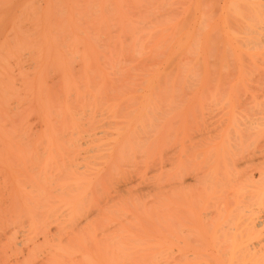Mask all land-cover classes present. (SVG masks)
Listing matches in <instances>:
<instances>
[{
    "label": "bare ground",
    "instance_id": "bare-ground-1",
    "mask_svg": "<svg viewBox=\"0 0 264 264\" xmlns=\"http://www.w3.org/2000/svg\"><path fill=\"white\" fill-rule=\"evenodd\" d=\"M47 1L46 5L44 4L47 11L42 7V16L48 15L49 7L52 9L57 1L59 2L57 0L54 3V0H50L53 6L52 4L49 6L47 3L50 4V2ZM111 1L116 2V0ZM153 1L152 8H157L161 12L162 18L153 11L156 18L154 21L159 22L148 19L139 22V19H135L140 24L136 21L138 23L135 25L136 27L133 25V29L131 25L128 27L130 32L128 29L129 36L126 40H130V44L124 45L119 42V45H111V48L119 49V52L127 48L125 54L129 59L124 58V53L123 56L122 53L105 55L110 48L105 51L103 48V52L99 48L101 46L93 49V45H57L59 48L56 46L55 48L52 45L53 41L48 40L53 47L51 50L54 51L48 52V54L51 53L50 58L45 54L47 51L44 53L49 58V68L53 63L55 67L52 68H56L55 71L62 73L63 77L66 74L67 77L68 70L72 66L71 63H73L69 64L68 57L71 55H68L76 49V53L79 52L78 56L75 55L76 58L82 59L83 66L87 65L88 70L91 68L90 72L83 71L82 69H85L83 66L80 68L83 72H79L83 80L81 84H84L83 88H85L83 93H87L85 90L90 86V93H88L91 95H94L91 93L93 89V93L103 91L102 93L107 94L104 106L101 105L103 109L99 111L96 108L97 104L96 107H92L96 108L100 114L94 117L98 118L99 116V118L93 119L91 116L90 119H93V122L87 120L90 124L81 126V122H79L81 125L76 123L82 116L80 108L74 114V106H70L72 102L71 104L69 102L71 100L67 101L71 96L73 97L69 90L71 92L74 88L83 90L80 88L82 85L79 86L77 77H75L76 82L73 81L72 70H70V72L72 71L70 74L73 79L70 80V75L68 78L64 77V85L62 83L63 86H61L65 89L62 88L64 93L60 94L61 97L63 96L61 99L68 97L62 102L63 104L60 102L61 99H58V104L63 105L61 106L62 110L59 105L54 104V107V100L48 98L50 94H53L52 91L50 94L42 92V88L46 87L43 86L45 85L44 81L40 82L42 88L40 84L36 85L37 88L34 85L32 91L31 87L28 90L23 87L28 94L23 93L26 98L24 96L22 98V93L17 90L19 88L14 85L6 73L7 62L12 59L7 56L11 48L9 50L5 46L10 45V42L16 47L21 45L20 48L12 46V48L18 49L16 53L19 52V54H15V51L11 50L10 54L13 56L11 55L10 58H13L14 55L18 57L22 52L23 45L28 48L31 45L30 49L33 52L38 46L41 47V45H37L36 41L42 40L44 32L42 35H39L38 31L34 34L33 31L36 29L25 32L34 28L35 23L37 26L38 19L41 20L42 16L36 15L37 10H33L36 5L33 6V1L0 0V264H175L176 260H180L176 264H181V262L182 264H264V224H260L264 223V15L259 13L258 9V12L255 11L260 2L257 3L255 0L244 2L246 7H243V3L239 0H236L237 2L231 0L233 2L228 3L229 7H235L232 12L239 17H237V21L243 18L242 26L241 24H239L240 26L236 25V21L233 22L234 28L239 26L242 30L244 26L249 32L251 31L250 33L259 32L257 39L253 37L247 39V44L249 41V44L253 45H242L244 47L240 45V47L238 42L239 38H242V33L239 32V34L241 33L240 37H237L235 34L238 33H234L232 29L227 30V25L223 23L225 21L227 23V20L230 19L226 14L227 11L222 14L223 17L219 15V18L225 16L227 20L224 21L220 18L223 20V22L220 20L222 24L220 25L221 22L219 25H217L218 23L214 24L217 21L213 22L215 16L212 14L214 11L212 6L215 5L216 0H176V2L157 0L159 8L154 7L158 4L155 3V0ZM68 3H71V0H67L66 6L69 5ZM178 4H181L185 16L191 17L189 21L186 17L179 18L180 13L175 12L173 7ZM29 5L32 8H28ZM237 5L242 6L244 11L250 9L248 12L252 17H249L247 12V16H249L244 18L246 12L239 10L240 6L237 7ZM102 6L105 7V5ZM100 8L102 10L103 7ZM52 10L54 11V8ZM240 11L245 13L242 17L240 14L243 13H239ZM103 12L105 11H102V17ZM174 12L178 15L175 16ZM19 14L21 16L22 14H26V16L32 14L31 20L29 16L23 19L28 18L31 22L25 19L27 24L30 22L34 26L28 25L30 28L27 25H25L26 27L21 26L23 29L19 27L21 28L19 30L18 26L16 29L11 27L13 25H10L11 21L9 24L10 17L19 16ZM34 15L38 16V19ZM151 18L153 19L152 16ZM234 18L236 19V17ZM247 18L248 20L251 18L252 21L245 22L244 19ZM17 20L18 24L23 23L22 20L15 17L13 23L15 24L14 21L17 23ZM45 20L47 21L44 19V22H46ZM68 21L69 24L71 21L70 19ZM121 21L119 23H123L122 25L117 24L121 25L124 32L126 28L123 27L126 25H124V21ZM8 25L13 30H9V36L6 33L10 28ZM223 25H226V28L222 27ZM253 26L258 28L254 29ZM218 27L220 29L216 30ZM214 30L218 32V36L222 30L226 33L229 30L232 31H230L231 35L227 33L229 36L224 34L225 32H221L226 35H222L223 38L225 37L224 39L228 38V41L222 39L225 44L228 43L227 46L222 45L227 49L221 50L219 45L211 46ZM248 31L247 34H249ZM32 32L33 34H31ZM140 33L141 36H144H142L144 41L139 37L142 40L141 44H136L134 42L138 40ZM233 34L238 42L229 41L230 38L234 39ZM46 38L45 40H47ZM117 38L120 37L115 39ZM232 41H235L236 44L234 42L232 44ZM24 42L25 44H23ZM244 42L246 43V41ZM131 43L134 44L131 45ZM25 46L27 52H31ZM106 46L110 47V45ZM215 46L221 50L220 52L218 49L221 54L218 51H216L218 54L213 51ZM40 47H38L37 55V50L28 55L31 57L33 54L32 60L37 58L38 54H43L45 50L49 51L51 48L50 45ZM80 47L82 50H77ZM145 48L147 51L149 48L151 52L155 50V54L152 53L153 56L149 57L141 56L142 59L138 58L143 55L140 49L145 50ZM242 48L244 49L242 50ZM92 49L95 51L92 52ZM114 49H110L111 52H114ZM135 49H138L137 52ZM226 50L229 51L228 55L225 53ZM188 54L192 57H188ZM147 55H150V52ZM216 55L220 62L217 61V58L214 59ZM42 57L39 58L45 59V62L41 63V67L39 66L41 70L42 66L47 64V58ZM101 57L104 60H100ZM212 57L213 59L210 60ZM39 58L35 60L39 61ZM76 58L74 57V59ZM144 58L148 63L147 61L145 63ZM147 58L152 62L151 65L154 64V60L155 63L158 62L157 66H160L159 61L161 60L160 62L165 68L161 65L162 70H159L154 64L156 67L153 69V65H150ZM7 59L9 60L7 61ZM18 59L14 58V60ZM125 59L128 61L131 59V62L141 59L139 64L145 63L142 66L147 67L146 65H148L151 72L143 73L148 72V67L145 68L147 70L141 67L140 69L144 70L139 72L138 63L129 66L130 69L136 66L137 68L134 69L138 71L122 66L118 67L116 71L111 66L106 68L109 64L123 63ZM213 60H216L218 64ZM227 60L228 62H226ZM82 61L80 60V62ZM99 61L102 64L108 61L109 63L104 64L106 66L104 68L109 69L110 72L101 68L103 65ZM128 61L126 60V62ZM230 61L233 62H231L233 65ZM98 62L101 65L100 68ZM180 63L181 65H179ZM211 63H215L214 67ZM228 63L231 68L229 72L227 70L229 67H223L228 66ZM38 64L35 66L37 67ZM209 64L213 68L218 65V71L215 72L217 69L211 70ZM123 65L125 64L123 63ZM95 66L99 69L98 71L102 70L99 76L97 75L99 78H96V81L91 76L93 72H97ZM221 66L226 69L224 73V69L221 72ZM94 68L95 71H93ZM37 73L34 75L39 76ZM111 73L112 75L116 74L119 80L116 81L117 77L114 75L113 78L110 77ZM140 73L146 78L141 76L142 80L143 78L145 80L143 83L141 79L138 80ZM55 74L54 76L57 75ZM214 74L218 76L215 77ZM60 76L56 78L59 80ZM63 77L61 78L63 79ZM86 78L90 79L89 83L101 80L99 82L102 85L94 84L93 86L96 88H93L92 84L88 86V82H85ZM134 78L138 80L137 84L142 83V87L139 89L136 87L137 90L133 87L134 84H131L135 80ZM62 79L59 81L61 82ZM37 80L35 78V84L41 81V79ZM251 81L255 83L251 84ZM108 82L110 83L107 84ZM28 85L33 87L31 83L25 86L29 88ZM104 88L110 89L109 94L108 91L103 90ZM38 90L41 92L39 93ZM44 90L46 91L47 88ZM66 91L71 95L68 96L66 93L67 95L64 96ZM35 92L37 97L40 94L43 95L42 98L44 95L45 98H48L46 101L44 98L48 104L46 107L52 105L53 107L49 108L53 110L46 108V111L45 107H42L43 110L45 109L43 112L46 111L48 115L52 112L54 116L57 115L54 117V121L56 122L57 119L58 121L56 125L53 121L54 118L50 120L48 126L43 130L45 132L41 134L42 137L37 133L35 135L39 137L33 138L35 135L32 136L26 132L27 126L24 122L28 119L27 115L29 116L30 112L33 113L37 109L38 104L36 103L39 102L40 105L42 102L38 101L40 97L38 99ZM74 92L73 94L77 95ZM240 93L244 95L243 100H241L243 97L239 96ZM46 94L49 95L46 96ZM55 95H52L53 98ZM95 95L98 96L97 93ZM34 96L38 100L34 99ZM77 97L74 100H77ZM85 97L82 99L87 104L88 97L86 99ZM92 97L91 99H96L95 96ZM110 98L113 99L110 100ZM100 100L99 102H101ZM213 101L217 104L220 103V108L214 103L213 105L219 108H216L218 111L222 109L220 113H223V116L218 114L219 119L223 118L222 121L215 120L217 111H212L214 110V106L211 104ZM99 102L97 101V103ZM56 106L58 109L60 108L59 111H56ZM71 107L73 112H71ZM85 107L89 109L88 105ZM209 107L213 108L211 111L215 113L213 114L209 110L215 116L212 115L210 121L217 122L216 124L212 123L219 126V128L216 126L214 131V127L210 128L212 123H208L209 120L205 122L208 116L204 118L205 114L204 120L202 114L200 117L198 115L199 111L203 110L201 113H204L206 112L205 108ZM54 108H56V113H54ZM85 110L87 109L85 108ZM194 111L198 113V116ZM44 113L42 117L46 118L48 115H44ZM61 115L68 117L64 118L65 121L62 118V122L59 119ZM51 116L47 117V121ZM74 116H76V120L73 124L70 117ZM69 118L70 120H67ZM84 118L86 117L84 116ZM51 121L55 125H50ZM218 121L222 124L219 125ZM67 123L69 124L67 125ZM207 124H209V128ZM194 128L197 135L200 134L198 138L201 139L203 136L208 138H202L201 143L200 139H197L198 143H195L197 141L193 136L197 135L195 133L192 135L189 132ZM208 131L214 132V134L209 136L206 134ZM190 135L194 138L192 139L194 142L188 144L187 137ZM38 142L42 146L40 147L41 153L38 151ZM82 145H85V149H82L84 148ZM252 167H257L258 177L252 174L254 171L251 170ZM190 174L193 176L191 177L193 185L188 183L189 186L184 185V181H186L184 179ZM191 178L189 179L191 180ZM55 180L56 185H52L55 184L53 183ZM259 224L263 226L262 229L258 228ZM174 250L179 253H174ZM173 253L174 256L176 254L179 256L176 255V259H174ZM180 255L182 259H180Z\"/></svg>",
    "mask_w": 264,
    "mask_h": 264
},
{
    "label": "rangeland",
    "instance_id": "rangeland-1",
    "mask_svg": "<svg viewBox=\"0 0 264 264\" xmlns=\"http://www.w3.org/2000/svg\"><path fill=\"white\" fill-rule=\"evenodd\" d=\"M27 1H28V0H27ZM29 1H33V2H32V3H33V6L36 5V6L34 7V9H33V10H37L36 15H38L39 17H40V15L42 16V13H43V12H41V11L45 10V8H44V7H45L44 4L46 5L45 2H46L47 0H46V1H45V0H29ZM34 1H35V2H34ZM52 1H53V0H52ZM52 1H51V2H52ZM56 1H57V0H54V3H55ZM68 1H69V0H68ZM73 1H74L76 4H75ZM76 1H77V2H76ZM90 1H91L92 3H91ZM105 1H106V3H105ZM105 1H104V0H101V1L99 2V1H97V0H95V1H93V0H71V3H68L69 5L67 4L68 6H66V2H67V0H61V1L59 0V2L57 1V3L55 4V6H53V4H52V3L50 2V0H49V1H47V2H50V4L47 3V5L51 6V4H52V6H53L52 9L54 8V11L51 9V7L48 6V7H49V14H48V15L45 14V16L40 17L41 20L38 19V16H35V15H34L35 18L37 17V19H38V25H37V26H36L37 23H35V22H34V23H35V26H34V24L31 25L32 23L30 24V22H31V21H30V20H31L30 18H33V17H30L32 14H31V15H27V16H29V19H30V20H29L28 18H27V19L25 18L26 20H29V21H30V22L28 21V22H29L28 24H27V22L25 21V19H23L24 17H27L26 14H22V16H21L20 14H19V16H17V15H18V14H17V15H14L13 18H12V16H11V17H10L11 20H9V24H10V21H11L12 24H10V25H13V26H11V27H13V28L16 29V27L18 26V27H17L18 30L21 29L23 26L26 27L25 25H27L28 28H30V26H31V27L34 26V28H30V29H28V28H24V29H28V30H26L25 33H27V31H30L31 29H36V31H35V30L33 31L34 34H35V32L37 33V31H38V32H39V35H42V33L44 32L43 35L45 36V38H46L47 36H48L49 38H46L47 40H45L44 36L42 35V37L44 38V40H43V38H42V40L39 39L38 41H36V42H38L37 45H41V47H42V46H46V45H50L51 48L49 47L50 50H49V51H48V49L45 50V51L43 52V54H40V55L38 54V57H37L36 55H37V53L39 52L38 47H40V46H38V47L36 46L37 48L34 50V52H36V50H37V52H36V55L34 54V56H36L37 58H39L40 56H41V58H43L42 56H44V58H45L46 56L49 57L50 54H51L52 52H54V51L51 50L53 47L51 46V43H50V41H48V40L53 41V42H52V45H53L54 47L56 46L57 48H59V46H57V45H60V46H61V45H62V46H63V45H93V49H95V47H96V49H97V47L101 46V47H99V48L101 49V52H103V48H104V51H105L107 48H110L111 50H113L114 48H111V45H119V42H121L120 44H124V45H125L126 43H129V44H130V42H129L130 40H129V41L126 40V39H128L127 36H129V32H130V29H129L128 27H130V25H131V28H132V27L135 26L136 24L138 25V23H139L141 20H143V21L145 20V21H146V20L148 19V20H152V21H154L156 18L154 17L155 14L153 13V11H155L156 15H160V18H162V17H161V12H160V10H158V9L156 8V7H158V8L160 7V6H159V1H158V3H157V0H155V3L158 4V6H157V5H154V7H155L156 9L152 8L153 4L151 5V3H152L153 0H120L121 2H119V3H118L117 0H116V2H115V1L112 2L111 0H110V2H109V0H105ZM173 1L176 2V0H173ZM233 1H234V0H233ZM233 1H232V2H233ZM235 1H236V0H235ZM235 1H234V2H235ZM237 1H238V0H237ZM237 1H236V2H237ZM239 1H241V2L243 3V4H242V3L240 2V4H242L243 7H246V6H244V4H245L244 2L251 1V0H239ZM95 2H96V3H95ZM103 2H104V3H103ZM107 2H108V3H107ZM153 2H154V1H153ZM175 2H174V3H175ZM230 2H231V0H216V2H214L215 5L212 6V8H214V9H213L214 11H212V14L215 16V17H214L215 19H214L213 22H215V20L217 21V22L214 23V24H217V23H218L217 25H219V22H221L220 20H222V19H223L224 21L227 20V19H225V16H224V18H222V17H223L222 14H223L224 12L227 11L226 14H227V16L230 17V19L227 20V23H228V24L226 23V21L223 22V20H222V22L225 23V24L227 25V28H226V25H223L222 27H225L227 30H228V29H232L234 33H235V32L238 33V34H239V32L242 33V34L240 33L241 36H242V38L240 37V34H239V35H238V34H235V35H237V37H240V38H239V39H240L239 42H238V40H235V39H237V38H234V37H235L234 34L232 35L234 39H231V38L229 37V38H230L229 41H230V40H235V41H237V42L239 43V44H238L239 46H240V45H241V46H242V45H244V46H245V45H253L251 42H250L251 44H249V41H248V44H247V39H248V38H251V37H253L254 39H257L256 37L259 35V32H257L258 35H257V33H255V34H256V35H255L254 32L250 33L251 31L249 32V31L247 30V28H244V26H243V29L241 30V28L239 27V26H240L239 24H241V26H242V21H241V20H242L243 18H242L241 20L238 19V21H239V23H238V21H237V17H238V16H235L236 14H234V13L232 12V11H233L232 9L235 8V7L232 8V7H229V6H228V3H230ZM232 2H231V3H232ZM255 2H257V3L260 2V3H261V5H260V3H259V6L256 8L255 11L258 12V11H257V9H258V10H260L259 13H263V15H264V7H263V6H264V0H255ZM99 3H100V4H99ZM101 3H103V4H101ZM238 3H239V2H238ZM238 3H236V4H238ZM29 4H31V3H29ZM94 4H96L97 6H98V4H99V6L97 7V6L95 5V6H96V7H95ZM121 4H122V5H121ZM262 4H263V5H262ZM64 5H65L66 8L68 7L70 10H69L68 8L66 9V8L64 7ZM91 5H92V6H91ZM102 5H105V7L102 6ZM117 5H118V8H117ZM257 5H258V4H257ZM93 6H94V7H93ZM106 6H107V8H106ZM121 6H122V7H121ZM239 6H240V5H237V7H239ZM30 7H31V5H29L28 8H30ZM42 7H43L44 9H43ZM48 7H47V8H48ZM100 7H103L102 10H101ZM149 7H150L151 9H153V10L151 11V9H150ZM184 7H186V5H184ZM240 7H241V8H240ZM240 7H239L238 9H239V10H242V9H243L242 6H240ZM260 7H262V8H260ZM31 8H32V7H31ZM35 8H36V9H35ZM47 8H46V9H47ZM95 8H96V9H95ZM98 8H99L100 10H99ZM110 8H111V10H110ZM112 8H113V9L115 8V10H113ZM116 8H117V10H120V11L117 12ZM119 8H120V9H119ZM173 8L175 9V12L180 13V14H179V18L186 17L188 21L191 19V17H189V16H185L184 11L182 10V6H181V4H178V5L174 6ZM230 8H231V9H230ZM247 8H248V7H247ZM259 8H260V9H259ZM42 9H43V10H42ZM103 9H104V10H103ZM236 9H237V8H236ZM33 10H32V11H33ZM51 10H52L53 12H52ZM64 10H65V11H64ZM68 10H69V11H68ZM249 10H250V9H248V11H249ZM261 10H262V11H261ZM45 11H47V10H45ZM66 11H67V13H66ZM102 11H105V12H103V13H104V14H103V17H102ZM157 11H158V13H157ZM189 11H191V10H189ZM242 11H244V10H242ZM248 11H247V10L244 11V12H246V15L244 16V18L248 17L249 15H250L249 17H252L251 14H250V12H248ZM50 12H51V13H50ZM69 12H70V14H68ZM112 12H113V14H112ZM119 12H120V14H119ZM159 12H160V13H159ZM175 12H174V15L177 16L178 14H176ZM235 12H237V11H235ZM244 12H241V11L239 12V13H243V14H240L241 17H242V15L245 14ZM247 12H248V14H249L248 16H247ZM25 13H26V12H25ZM45 13H47V12H45ZM100 13H101V14H100ZM33 14H35V13L33 12ZM115 14H116V15H115ZM191 14H192V13H191ZM191 14H190V15H191ZM231 14H233L234 16H232ZM237 14H238V13H237ZM43 15H44V14H43ZM99 15H100L101 17H100ZM213 15H212V17H213ZM219 15H222V17L220 16V18H222V19L219 18ZM230 15H231V16H230ZM46 16H47V17H46ZM151 16L153 17V19L151 18ZM14 17H15V18H18V19H20V20H22V22H23L24 24H23L22 22H21L22 24H18V23H19L18 20H17V23H16V21H14V22H15V24H14V23H13V19H14ZM149 17H150V18H149ZM157 17H159V16H157ZM217 17H218L219 21H218ZM234 17H236V19H235ZM67 18L70 19V21H71L72 23L70 22V23L68 24L69 21H68ZM102 18H103V19L105 18V20H102ZM160 18H159V19H160ZM179 18H178V19H179ZM232 18H233V19H232ZM238 18H239V17H238ZM37 19H36V21H37ZM44 19H47V21L45 20L46 22H44ZM100 19H101V20H100ZM115 19H116V20H115ZM123 19H124V20H123ZM135 19H137V20L139 19V20H138L139 22H138L137 20H135ZM175 19H176V18H175ZM234 19H235V20H234ZM34 20H35V19H34ZM120 20H122L121 22L124 21V23H125L124 25H126L125 27H123V28H126V29H124V32L122 31V27H120V26L123 24V23H122V24L119 23ZM230 20H232V21H230ZM244 20H245V22H246V21L248 22V21L251 20V18H250L249 20H248V18H247V19H244ZM32 21H33V19H32ZM67 21H68V22H67ZM125 21H128V22H125ZM134 21H135V22H134ZM136 21H137L138 23H137ZM229 21H230V22H229ZM235 21L238 23V24L236 23V25H239V26H237L236 28H234V26H235V25H234ZM240 21H241V22H240ZM251 21H252V20H251ZM65 22H66V23H65ZM154 22H159V21L156 20V21H154ZM222 22L220 23V25L222 24ZM233 22H234V23H233ZM243 22H244V21H243ZM245 22H244L243 24H245ZM117 23H118V24H121V25L118 26ZM230 23L232 24V26H231ZM250 23H251V22H250ZM16 24H18V25H16ZM139 24H140V23H139ZM229 24H230V25H229ZM19 25H20V26H19ZM28 25H30V26H28ZM67 25H68V26H67ZM124 25H123V26H124ZM132 25H133V26H132ZM8 26H9V25H8ZM21 26H22V27H21ZM229 26H231V28H228ZM255 26H256V25H255ZM255 26H253L254 29L256 28ZM6 27H7V26H6ZM9 27H10V26H9ZM11 27H10L9 29L7 28V29H8V31H6V33H8L7 36H9V32L12 30ZM19 27H21V28H19ZM119 27H120V28H119ZM135 27H136V26H135ZM214 27H215V26H214ZM220 27H221V26H220ZM220 27L216 28V30H219ZM237 28H239L240 30L237 29ZM257 28H258V27H257ZM257 28H256V29H257ZM22 29H23V28H22ZM119 29H121V30H119ZM128 29H129V32H128ZM132 29H133V28H132ZM132 29H131V30H132ZM222 29H223V28H222ZM236 29H237V31H236ZM9 30H10V31H9ZM245 30H246V31H245ZM258 30H259V29H258ZM12 31H13V30H12ZM24 31H25V30H24ZM220 31H221V30H220ZM222 31H223V30H222ZM222 31H221V32H222ZM230 31H231V30H229V32H227V33H229V34L231 35ZM247 31H248L249 34H247ZM33 32H32L31 34H33ZM45 32H46V33H45ZM213 32H214V33H213ZM213 32H212V33L214 34V35L212 34V35H213V37H212V39H213L212 42H213V43H212L211 46H214V45L217 46V45H219L218 47H221V50H225V49H227V48H223V47H222L223 44H224V45L228 44V43L225 44V42H223V40H222V39L225 38V37H224V38L222 37L223 33L221 34V32H219V33H220V36H218L219 34H218L217 31L214 30ZM223 32H225V31H223ZM231 32H232V31H231ZM245 32H246V33H245ZM255 32H256V30H255ZM48 33L50 34V36H49ZM216 33H217V34H216ZM227 33L225 32L224 34H227ZM28 34H30V32H28ZM52 34H53V35H52ZM229 34H227V35L229 36ZM245 34H247V35H245ZM252 34H254V35H252ZM10 35L12 36V33H10ZM51 35H52V36H51ZM117 35H120V36H117ZM216 35H217V37H216ZM260 35L263 36L264 34L262 35V34L260 33ZM142 36H143V35H142ZM142 36H141V33H140V35L138 34V40H135L134 43H136V44H138V43L141 44L140 42L144 39V38L142 39ZM223 36H226V35H223ZM232 36H231V37H232ZM254 36H255V37H254ZM39 37H40V36H39ZM50 37L53 38V39H51ZM116 37H120V38L115 39ZM139 37H141L142 40H140ZM143 37H144V36H143ZM220 37H221V38H220ZM9 38H10V37H9ZM40 38H41V37H40ZM55 39H56V40H55ZM119 39H120V41H118ZM243 39H246V40H244V41H246V43L243 41ZM254 39H251V40H254ZM40 40H41V42H40ZM125 40H126V41H125ZM219 40H221L222 42H220ZM225 40L228 41V38H227V39H224V41H225ZM241 40H242V42H241ZM47 41H48V42H47ZM116 41H118V42L116 43ZM143 41H144V40H143ZM235 41H232V44H234ZM36 42H35V43H36ZM44 42H45V45H44ZM230 42H231V41H230ZM230 42H229V43H230ZM233 42H234V43H233ZM243 42H244V43H243ZM35 43H34V44H35ZM49 43H50V44H49ZM113 43H114V44H113ZM115 43H116V44H115ZM134 43H131V45H133ZM240 43H241V44H240ZM242 43H243V44H242ZM9 44H10V45H6V46L4 45V46L7 47L9 50H10V48H11L12 52L15 51V52H14L15 54H19V52L16 53V51H18V49H14V47L12 48V46H15V47H16V45L11 44V42H10ZM23 44H25V42H24ZM42 44H43V45H42ZM230 44H231V43H230ZM230 44H229V45H230ZM235 44H236V43H235ZM254 44H255V43H254ZM106 45H110V47H109V46H106ZM220 45H221V46H220ZM10 46H11V47H10ZM20 46H21V45H20ZM20 46H17V47L20 48ZM24 46H25V45H23V47H21V50H22V52H24V51H25V52H24L23 54H22V52H20L22 55L20 54L18 57H17V56L15 57V55H14L13 58H10L11 55H12V54H10L11 50H10V52H8L9 55H7V56H8V57L10 56L9 59H12V60L7 59V61H8V60H9V61L7 62V63H8V64H7V65H8V69H7V72H6V73L10 76V79L13 81L14 85L17 86V87L19 88V89H17V90H19V92L22 93V98H23L24 94L27 93L25 89L28 90V89H30V87H31V91H32V89H34V87H35L36 85L38 86V84H40V82L43 83V81H44V82H45V83H44L45 85H43V86H46L44 89L47 88V90H48L49 92H48L47 90L45 91V90L42 88L43 86L41 85V84H42V83H41L40 85H41V88H42V92L44 91V92H47V93H49V94L53 92V94H50L51 96L48 94V95H49L48 98H49V99L51 98L52 100H54L53 106H54V104L58 106V105H59V104H58V103H59V100H58V99H61V98L63 97V96L61 97L60 94H63V93H64L63 90H62L63 87H61V86L64 85V83H63V82L65 81L64 77H65V78H68V75H70L71 77H69V78H70V80H71V79H73L72 74H74V75H73V76H74L73 81H75V77H77L78 82L80 83L79 86L82 85V87H80V88L82 89V88L84 87V86H83L84 84H81V82H83V80L81 79L82 76L79 75V72L81 71V73H83L82 70H83V71H84V70H85V71L87 70L86 72H88L89 70H91V68H89V70H88V68H86L87 65L84 64V66H83V64H82V63H83L82 59H80V58H79V59L76 58L75 55L79 54V52L76 53V49H75L72 53H70V54L68 55V56L71 55V56H73V57H71V56L68 57V56H67V57L69 58V64H70V62H73V63H74V64L71 63L72 66H73L74 68L71 66V67H72V69H71V67L69 66V67H70V69L68 70V71H69V74L67 75V77H66V74H64V77H63L62 73H59V72L55 71L56 68H52V67H55V66H53V63H52V67L49 68L50 66H49L48 63H49V58H50V57H49V58L46 57V58L48 59V60L46 59L47 64L45 63L46 65H43V66H42L43 68H42V70H41L40 67H41L42 64H44L45 59H40V58H39L40 60H39V59H38V60H39L40 62L37 61V60H35V59H37V58H35V59L32 60V56H33V54H32L31 57L28 56V55H31V52H33V51L30 49V48H31V45H30L29 48H28V46H27V47L25 46L26 48L30 49L31 52H27V49H25ZM32 46H33V45H32ZM216 46L214 47L216 50L213 48V49H214L213 51H215V52L218 51V49H219V48L217 49ZM226 46H227V45H226ZM241 46H240V47H241ZM244 46H242V47H244ZM17 47H16V48H17ZM41 47H40V48H41ZM56 47H55V48H56ZM224 47H225V46H224ZM7 48H6V49H7ZM22 48L24 49V51H23ZM55 48H54V49H55ZM61 48H62V47H61ZM61 48H60V49H61ZM54 49H53V50H54ZM93 49L91 50L92 52L95 51V50L93 51ZM110 49H109V50H110ZM126 49H127V48H126ZM126 49H125V50H126ZM130 49H131V48H130ZM130 49H129V50H130ZM146 49H147V48H145V50H144V49H140V51L143 53V55H140V56H139V55L136 53V55L139 56L138 58H141V56H145V57H147V56H148V57H149V56H153L152 53L155 54V53H154L155 50H154V51L152 50V52H151V50H150L149 48H148L149 51H147ZM243 49H244V48H242V50H243ZM9 50H7V51H9ZM19 50H20V49H19ZM55 50H56V49H55ZM58 50H59V49H58ZM77 50H82V48L80 47V49L78 48ZM98 50H99V49H98ZM109 50H108V51H109ZM111 50H110L109 52H111ZM114 50H115V51H114V52H111V53H109V52L107 51L105 55L113 54V53H122V56H123V55L126 53L125 50H124V51H121V50H120V52H119V49H118V50H117V49H114ZM127 50H128V49H127ZM135 50H136V52H137L138 49H135ZM219 50H220V49H219ZM221 50H220V52H221ZM46 51H47V53H45ZM50 51H51V53L48 54V52H50ZM56 51H57V50H56ZM132 51H133V50H132ZM132 51H130V53H132V54L135 55V53H133L134 51H133V52H132ZM140 51H139V52H140ZM145 51H146V53H145ZM34 52H33V53H34ZM69 52H70V51H69ZM92 52H91V53H92ZM96 52H98V54H99V51L96 50ZM148 52H150V55H147ZM220 52L218 51V53H220ZM222 52H223V51H222ZM14 53H13V54H14ZM44 53L47 54V55L45 56ZM104 53H105V52H104ZM123 53H124V54H123ZM216 53H217V52H216ZM218 53H217V54H218ZM225 53L228 55L229 51L226 50ZM93 54H94V53H93ZM98 54H97V55H98ZM139 54H141V53H139ZM214 54H215V53H214ZM220 54H221V53H220ZM94 55H95V54H94ZM99 55H100V54H99ZM102 55H103V53H102ZM12 56H13V55H12ZM77 56H78V55H77ZM95 56H96V55H95ZM124 56H125L124 58H128V56H127L126 54H125ZM74 57H75L76 59H74ZM97 57H100V56H97ZM135 57L137 58V56H135ZM155 57H156V56L154 55V58H155ZM188 57H192V56L188 54ZM214 57H215L214 59L217 58V61L220 62V60H218V59H219V58H218V55H216V56H214ZM14 58H15V59H18V58H19V59H18V60H14ZM33 58H34V57H33ZM70 58H72V59H70ZM152 58H153V57H152ZM244 58L246 59V57H244ZM73 59H74V61H73ZM77 59H78V61H77ZM128 59H129V58H128ZM128 59H125V61L123 62L125 65H123L122 62H120L119 64H115V65H112V64H109V65H108V64H107L108 66L106 67L104 64H105L106 62L109 63L108 61H105V63H103V64L101 63V61H99L100 64L103 65L102 67H101V65L99 64V62H98V64L100 65L99 68H100V67H101V68H104V66H105L106 68H109V66H111V67L114 69V71H116V69H117L118 67H121V66H122V67H126L127 69H130L129 66H130V65H136V63H138V65H137V67H139L138 69H140L141 67H144V69L147 68V67L149 68L148 65H146L147 67H145V66H142L143 63H142V64H139V63H141V62H139V61H140L142 58H141L140 60L138 59L139 61H137V62H135V61L132 60V62H134L135 64H133V63L131 62V59H130V61H128ZM147 59H148V58H147ZM155 59H156V58H155ZM157 59H158V58H157ZM212 59H213V57L210 58V60H212ZM70 60H71V61H70ZM80 60H81L82 62H80ZM97 60H98V59H97ZM100 60H104V59L101 57ZM126 60H127L128 62H131V63L128 64V62H126ZM143 60L145 61V58H144ZM148 60H149V59H148ZM151 60H152V59H151ZM153 60H154V59H153ZM159 60H160V59H159ZM159 60H156V61H159ZM246 60H247V59H246ZM35 61H37V62H35ZM41 61H43V62H41ZM75 61H76L77 63H76ZM144 61H142V62H144ZM146 61H147V60H146ZM146 61H145V63H146ZM149 61H150V60H149ZM160 61H161V60H160ZM160 61H159L160 66H159V65L157 66V63H158V62L155 63V60L153 61L154 64H156V66L158 67L157 69H159V70L162 68L161 65H163L162 62H160ZM214 61H216V60H213V62H214ZM217 61H216V64H218ZM34 62H35V64H34ZM78 62H79V63H78ZM102 62H103V61H102ZM180 62H181V61H180ZM209 62H210V61H209ZM213 62H212V63H213ZM222 62H223V61H222ZM226 62H228V60H227ZM226 62H224V63H226ZM231 62H232V61H230V63H231ZM38 63H40V64H38ZM41 63H42V64H41ZM75 63H76V64H75ZM121 63H122V65H121ZM145 63H144L143 65H145ZM147 63H148V61H147ZM151 63H152V62L150 61V65H151ZM181 63H182V62H181ZM181 63H180L179 65H181ZM212 63H211V65L213 66L215 63H214V64H212ZM230 63H228V66H227V65H226V66H223V65H222V66L225 67V68H228V67H229V69H227L228 72H229V70L231 69V68H230V65H229ZM232 63H233V62H232ZM232 63H231V65H233ZM258 63H260V62H258ZM36 64H38L37 67L35 66ZM71 64H70V65H71ZM127 64H128V65H127ZM154 64H152L154 67L151 65L153 69H155V67H156ZM190 64H192V63H190ZM91 65H92V64H91ZM126 65H127V66H126ZM139 65H140V66H139ZM211 65L209 64V68L211 67V70H213V69H217V70H215V72L218 71V68H219V67H217L218 65L216 66V68H213L214 66L212 67ZM39 66H40V67H39ZM44 66H45V68H44ZM46 66H47L50 70H49ZM82 66L85 67V69H82V70H81L80 68H82ZM115 66H116V67H115ZM151 66H150V67H151ZM163 66H164V65H163ZM175 66H176V65H175ZM222 66H221V72H222V69H224V68H222ZM38 67H39V68H38ZM69 67H68V68H69ZM75 67H76V68H75ZM91 67H93V65H92ZM97 67H98V65H97ZM97 67L95 66V68L97 69V72H93V71H95V68H94L93 71H91V72H93V74H92V75L90 74V75L92 76L93 79L95 78L94 81H96V78H99V77H97V75L99 76V73L102 72V70H101V71H98L99 69H98ZM130 67H131V66H130ZM137 67L134 66V68H137ZM231 67H232V66H231ZM68 68H67V69H68ZM77 68H78L79 70H78ZM106 68H104V70H105ZM132 68H133V67H132ZM132 68H131V69H132ZM134 68H133V69H134ZM164 68H165V66H164ZM172 68H173V67H172ZM175 68H176V67H175ZM179 68H180V67H179ZM35 69H36V70H37V69H40V70H39L40 72L37 70V71H38V73H37V71H36ZM43 69H44L45 72L43 71ZM46 69H48V70H46ZM52 69H53V70H52ZM110 69H111V68H110ZM131 69H130V70H131ZM144 69H143V70H144ZM153 69H152V70H153ZM176 69H177V68H176ZM57 70H58V69H57ZM70 70L73 71L72 74H70V73L72 72V71L70 72ZM104 70H103V71H104ZM106 70H107L108 72H110L109 69H106ZM134 70H136V69H134ZM143 70L140 69L139 72H141V71H143ZM145 70H147V69H145ZM161 70H162V69H161ZM219 70H220V69H219ZM34 71H35V73H34ZM42 71H43V73H41ZM50 71H51L52 73H51ZM107 71H106V72H107ZM136 71H138V70H136ZM147 71H148V72H143V73H149V72H151L150 68H149ZM225 71H226V69L223 70V73H224ZM60 72H61V71H60ZM89 72H90V71H89ZM111 72H112V70H111ZM215 72H214V73H215ZM36 73H37L39 76L34 75V74H36ZM39 73L42 74V75H41L42 77L40 76ZM54 73H56L57 75L55 74L56 76H54ZM75 73H77L78 75H76ZM112 73H113V72H112ZM112 73H111L110 77L113 78V75H114V74L112 75ZM173 73H174V72H173ZM223 73H222V74H223ZM44 74H45V75H44ZM140 74H141V73H140ZM217 74H218V73H217ZM222 74H221V75H222ZM226 74H227V72H226ZM60 75H62V76H60ZM129 75L131 76V74H129ZM214 75H215V74H214ZM224 75H225V74H224ZM224 75H222V76H224ZM57 76H58V77L60 76L59 80L62 79L61 77H63L64 80L62 79V81L60 82V81L57 79V78H58ZM135 76H136V75H135ZM141 76L145 78V76H143V74H141L140 77H141ZM216 76H218V75H215V77H216ZM34 77L37 78L38 80L41 79V81H39V83L37 82V83L35 84V78H34ZM39 77H40V79H39ZM56 77H57V78H56ZM114 77H117L116 74L114 75ZM140 77H139V79H138L137 77H136V78H137L138 80L141 79V81H142V83H143L144 78H143V80H142V77H141V78H140ZM146 77H147V75H146ZM42 78H43V80H42ZM112 78H111V79H112ZM136 78H134L135 80L133 79L135 82L131 80V81H132L131 84H132V85L134 84L133 87H135V88L138 87V89H139L140 87H142V83L137 84V83H138V80H136ZM33 79H34V80H33ZM77 79H76V80H77ZM86 79H87V78H86ZM86 79H85V82H88V86H89V84H92L91 86H93L94 84H97V86L102 85V83H100L101 80H98V79H97L98 81H97L96 83H95V82L92 83V81H91V83H89V80H90V79H87V81H86ZM93 79H92V80H93ZM100 79H101V78H100ZM114 79H115V78H114ZM117 79L119 80L118 77L116 78V81H117ZM145 79H146V78H145ZM25 80H26V81H25ZM38 80H37V81H38ZM67 80H69V79H67ZM79 80H81V81H79ZM99 81H100V82H99ZM136 81H137V82H136ZM141 81H139V82H141ZM144 81H145V80H144ZM59 82H60V83H59ZM75 82H76V81H75ZM112 82H113V80H112ZM249 82H250V81H249ZM28 83H29V84H30V83L33 84V87H32V85H31V86L28 85L29 88H27V86H25V85H27ZM62 83H63V85H62ZM109 83H110V82H108L107 84H109ZM252 83H253V82L251 81V84H252ZM254 83H255V82H254ZM254 83H253V84H254ZM85 84H86V83H85ZM112 84H114V83H112ZM112 84H111V85H112ZM115 84H118V83H115ZM34 85H35V86H34ZM135 85H136V86H135ZM143 85H145V84H143ZM37 86H36V88H37ZM52 86H53V87H52ZM85 86L87 87V84H86ZM95 86H96V85H95ZM17 87H16V88H17ZM23 87H24V88L26 87V88L24 89ZM108 87L110 88L109 85H108ZM133 87H132V89L135 90ZM143 87H144V86H143ZM36 88H35V90H36ZM54 88H55V89H54ZM58 88H59V89H58ZM89 88H90V86H89ZM89 88L87 87V89L85 90L87 93H83L85 88H83V90H80V89H78V88H77V89H78V90H77V89L74 88V90L72 89V92H71V90H69L70 93L73 95V97L71 96L69 99H67V101L71 100V101H69L70 104H71V102H72V104H73V105L71 104L70 106H72V107L74 106L73 108H74V111H75V112L72 111V109H73L72 107H71V112H73L74 114H76V111L80 108V111L82 112V116L79 117L80 120H78V122H76V123L78 124L79 122H81L82 125L79 123V125H81V126H87V125H89L90 123H88V122H93L92 120H93L94 118L98 119L99 116H98V118H97V117H94V116H97V115L99 114V112L97 111V109H98L99 111H100V109H103V108L101 107V105L104 106V102L106 101V99H105L106 96H105V95H107V94L102 93L103 91L101 92L102 94L99 93V92H95V93H93V92H94V89H93V90L91 89V90H92L91 93L94 94V95H91V94H89V93H90V92H89V91H90ZM93 88H96V87L93 86ZM105 88H106V86H105ZM105 88L103 89L104 91L106 90ZM109 88H107V90H106V91H108V94H109V92H110V91H109V90H110ZM49 89H50V90H49ZM52 89H53V90H52ZM63 89H64V88H63ZM54 90H55V92H54ZM56 90H57L58 92H57ZM60 90H61V91H60ZM64 90H65V89H64ZM76 90H77V91H76ZM87 90H88V91H87ZM95 90H96V89H95ZM136 90H137V88H136ZM136 90L134 91L135 93H137ZM36 91H37V90H36ZM50 91H52V92H50ZM69 91H68V92H69ZM74 91H75V92H74ZM138 91H139V90H138ZM25 92H26V93H25ZM38 92H39V90H38ZM40 92H41V91H40ZM40 92H39V93H40ZM73 92H74L75 94H77V95H81V94H82L83 96H78V97H77V95H74ZM88 92H89V93H88ZM23 93H24V94H23ZM33 93H34V92H33ZM39 93H38V94H39ZM55 93H56V95H55ZM66 93H67V91L65 92V95H64V96H66L67 94H68V96L71 95L70 93H67V94H66ZM96 93L98 94V96L100 97L101 100L99 99L98 96H97L98 98L96 97V95H95ZM140 93H142V91H140ZM27 94H28V93H27ZM35 94H36V92H35ZM41 94H42V93H41ZM69 94H70V95H69ZM84 94H85V95H84ZM86 94H87L88 96H87ZM39 95H40V94H39ZM39 95H38V97H37V94H36V97H37L38 99H39V97H40L39 100H38L35 96H34V97H35L34 99H36V100H38V101H42L41 104H43V106H41V104L39 105V102L35 100L36 102H38V103H36V104H38V105H37V109H36L35 112H33V113L30 112L29 116L27 115L28 119L26 118V119H27V120H26L27 122L25 121L24 124H25V126H27V128L25 129L27 133H30V135H32V136H34L35 134L38 133V135L42 137L41 134L45 132V131L43 132L44 128H45L46 126H48L49 121L52 120V119H53L54 117H56L57 115L54 116L52 112H50V113H51L50 115H48V114L46 113L47 109H49V110L51 109V111L53 110L52 108H49V107H51L52 105L49 104V105H51V106L46 107L48 104H46L45 101L48 100V98H45V95H44L43 98H42L43 95H42V96H41V95L39 96ZM48 95L46 94V96H48ZM52 95H53V96L55 95V97L53 98ZM90 95H91V96H90ZM101 95H102V96H101ZM240 95H241V97H243L241 100H243V99H244V95H242V93H240L239 96H240ZM75 96L77 97V100H74V99L76 98ZM85 96L88 97V98H87V100H88V101H87V104L85 103L86 101H84V99H82V98H84ZM92 96H93V97H92ZM94 96H95L96 99H98V100H97L98 102H99V100L101 101V102H99L100 105H98L99 103H97L96 99H91V97L94 98ZM24 97L26 98V95H25ZM31 97H32V96H31ZM56 97H58V98L55 99ZM59 97H60V98H59ZM86 97H85V99H86ZM89 97H90V98H89ZM241 97H240V98H241ZM44 98H45V101H44ZM66 98H68V97H65L64 99H61L60 102H61V103L64 102ZM240 98H239V99H240ZM72 99H73V101H72ZM89 99H90V100H89ZM112 99H113V98H110V100H112ZM62 100H63V101H62ZM91 100H93V101L90 102ZM110 100H109V101H110ZM55 101L57 102V104H56ZM75 101H78V102L75 103ZM94 101H96V103H94ZM33 102H34V101H33ZM33 102H32V103H33ZM44 102H45V103H44ZM48 102H49V101H48ZM48 102H47V103H48ZM50 102H51V100H50ZM52 102H53V101H52ZM73 102H74V103H73ZM89 102H90V104H89ZM32 103H31V105H32ZM82 103H83V104H82ZM91 103H92V104H91ZM101 103H102V104H101ZM213 103L216 104L218 107L220 106V103L217 104L216 102L213 101V102H211V104H212V106H214V110H212L213 108H210V107H212L211 104H210V107H209V108H205V111H206V112H204V113L202 112V113H201V111H203V110H201V111L198 110V111H199V114L196 113V111H194V113L196 114V116L199 115V117H200V114H202V115H203V116H202V119L207 118V116H208V118H207L206 120L204 119L205 122H207V121L209 120L208 123L211 122L210 119H212V115L215 114V113L217 114V116H218V114L221 115V116H223V115H222L223 113H222V114L220 113L222 109H220L219 111L217 110V109H219L221 106L218 108L217 106L213 105ZM28 104H29V103H28ZM28 104H27V106H28ZM33 104L35 105V103H33ZM45 104H46V105H45ZM62 104H63V103H62ZM74 104H75V105H74ZM76 104H77V105H76ZM94 104H95V105H94ZM96 104H97V107H96ZM25 105H26V104H25ZM44 105H45V106H44ZM87 105H88L89 109H88L87 107H85V106H87ZM27 106H25V107H27ZM35 106H36V105H35ZM53 106H52V107H53ZM57 106H56V107H57ZM61 106H63V105H59V107H60L61 110H62V107H61ZM77 106H78V107H77ZM81 106H84V107H81ZM98 106H100V108H98ZM42 107H43V108L45 107V109L47 108L46 111H45V113L43 112L45 109L43 110ZM54 107H55V106H54ZM92 107H93V108L96 107L97 109H96V108L93 109ZM35 108H36V107H35ZM60 108H59V109H60ZM75 108H76V109H75ZM83 108H84V109H83ZM85 108H86L87 110H85ZM216 108H217V109H216ZM55 109H56V108H54V113H56V112H55ZM59 109H58V107H57L56 111H57V110L59 111ZM84 110H85V111H84ZM88 110H93V111H90V112H89ZM209 110H210V111H211V110H212V111H217V112L214 113V112L211 111V112L213 113V114H212V113L209 112ZM86 111H87V112H86ZM95 111H96V112H95ZM84 112H85V113H84ZM27 113H28V112H27ZM43 113H44V115L47 114L48 116H51V115H52V116H51L52 118H51V117L48 118L49 120L47 121V117H48V116H46V118H45V116L42 117V116H43ZM48 113H49V111H48ZM93 113H94V114L97 113V114L94 115ZM70 114H71V113H70ZM70 114H69V115H70ZM74 114H71V115H74ZM84 114H85V115H84ZM197 114H198V115H197ZM205 114H206V117H204ZM210 114H211V115H210ZM71 115H70V116H71ZM99 115H100V114H99ZM76 116H77V115H76ZM76 116H74V117H70V118H72V119L75 118L73 121H72V119H71V122H72V123L76 120ZM84 116H85L86 118H84ZM87 116H88V117H87ZM89 116H90V117H89ZM91 116L93 117V119H90ZM213 116H214V115H213ZM217 116H216L215 120H221V121H222L223 118H222V119H219V116H218V118H217ZM221 116H220V117H221ZM59 117H61V118H59L60 121H62V120L65 121L66 119H64V118H67L68 116L65 117V115H64V117H63V116L61 115V116H59ZM203 117H204V118H203ZM214 117H215V116H214ZM62 118H63V119H62ZM70 118L67 119V120H70ZM77 118H78V117H77ZM44 119H45V120H44ZM61 119H62V120H61ZM54 120H55V118L53 119V121H54ZM87 120H88V122H87ZM213 120H214V118H213ZM45 121H47L48 123L46 122V124H45ZM53 121H51V124H50V125H52V124L55 125V123L58 121V119L56 120V122L54 121L55 123H52ZM85 121H86V122H85ZM62 122H63V121H62ZM66 122H67V121H66ZM69 122H70V121H69ZM71 122H70V123H71ZM212 122H215V121H212ZM212 122H211V123H212ZM26 123H27V124H26ZM72 123H71V124H72ZM74 123H75V122H74ZM74 123H73V124H74ZM216 123H217V122H215V124H216ZM218 123H219V125L222 124V123L220 124L219 121H218ZM68 124H69V123H67V125H68ZM71 124H70V126H71ZM73 124H72V125H73ZM215 124L212 123L213 126L210 124V125H211V127H210L211 129H212V127H214L213 131L216 130V129H215L216 126L219 128V126H218V125H215ZM56 125H57V123H56ZM59 125H60V124H59ZM207 125H208V128H209V124H207ZM47 129H48V127H47ZM211 129H209V130H211ZM191 130L193 131V133H192ZM194 130H195V128H194V129H190V131H189L190 134L193 135V134L195 133V134L197 135V133H196ZM206 131H207V128L205 129V132H206ZM211 131H212V130H211ZM211 131H208V133H206V134L209 135V136H212V135H210V134H214V132L211 133ZM205 132H204V133H205ZM204 133H203V134H204ZM203 134H202V135H203ZM206 134H205V135H206ZM38 135H35L33 138L39 137ZM192 135H190V136L187 137V138H188V141H189V143H188V142H187V143H188V144H191L192 142H194V141L192 140V139H194V138H196V139H194V140L197 141V142H195V143H198V140H197V139H200V137L198 138V136H199L200 134L197 135V136L194 135V136H193L194 138H192ZM201 137H202V136H201ZM204 137H206V136H203L202 138L204 139ZM190 138H191V140H189ZM202 138H201V139H202ZM206 138H208V137H206ZM201 139L199 140V142H200V141L202 142L203 139H202V140H201ZM190 141H191V142H190ZM201 142H200V143H201ZM38 143H39V145H37V147H38V151H40V153H41L42 150H40V149H41L40 147H42V146H40V145H41L40 142H38ZM38 143H37V144H38ZM25 145H26V144H25ZM37 147H36V148H37ZM82 147H84V148H82V149H85V145H82ZM256 169H257V167H252V168H251V170H254V171H252V174H253V175H256V176L258 177V174H259V173H258V170H256ZM251 170H250V172H251ZM257 173H258V174H257ZM189 176H190V177H189ZM189 176H188L187 178L184 179V180H186V181H184V182H185L184 185H185V184H186V185H188V184H189V185H190V184L193 185V183H192V179H193V178H191V177H193V176H192L191 174H190ZM256 176H254V179H256V178H255ZM189 178H191V180H190ZM53 183H55V184H52V185H56V180H55V182H53ZM187 183H188V184H187ZM189 185H188V186H189ZM26 188H27V190H28V187H27V186H26ZM112 193H113V191H112ZM114 195H115V194H114ZM260 224L262 225V224H264V223H260ZM260 224L257 225V226H259L258 228L263 227V226H261ZM257 226H256V227H257ZM261 229H262V228H261ZM261 229H260V230H261ZM257 230H259V229H257ZM25 251H26V249H25ZM175 252H176V250H174V253H175ZM174 253H173V258L176 259L175 256L178 255V254H176V255L174 256ZM176 253H179V252L177 251ZM178 256H179V255H178ZM180 256H181V255H180ZM180 259H182V256L180 257ZM190 260H191V256H190ZM172 261H173V260H172ZM172 261H171V262H172ZM177 261L179 262L180 260H176V262H174V263H175V264L178 263ZM181 264H182V262H181Z\"/></svg>",
    "mask_w": 264,
    "mask_h": 264
}]
</instances>
